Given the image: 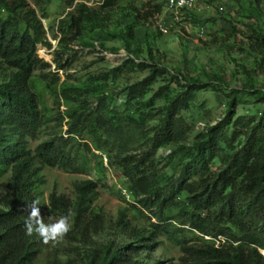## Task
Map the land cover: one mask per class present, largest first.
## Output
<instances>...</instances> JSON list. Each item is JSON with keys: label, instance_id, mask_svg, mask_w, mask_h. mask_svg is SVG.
<instances>
[{"label": "trees", "instance_id": "16d2710c", "mask_svg": "<svg viewBox=\"0 0 264 264\" xmlns=\"http://www.w3.org/2000/svg\"><path fill=\"white\" fill-rule=\"evenodd\" d=\"M55 0H0V62L15 70L9 81L0 84V173L11 168L12 193L6 197L8 211L0 210V264H34L38 250L36 234H25L26 205L36 199L42 180L35 160L43 166L80 174L84 152H90L88 139L97 150L107 147L115 151V161L128 179V190L140 208L157 210L156 222L151 223L150 236L135 233L138 244L119 247L108 244L93 250L86 264H142L136 260L142 247L158 236L180 248L181 264H264V92L251 85L249 93L256 104L263 106L258 117H237V99L233 98L227 117L209 130L189 160L182 167L179 178L158 174L154 155L160 147L184 140L190 128L179 117L195 94L207 87L201 82L187 85V89L169 101L164 117L153 129L149 150L140 157L129 154L132 145L145 135L150 114L123 116L111 110L104 97L95 108L88 99L94 92L83 85L67 80L59 84L57 73L42 74L48 81L50 74L58 87V98L65 104L62 118L68 120L65 135H57L36 147L34 154L26 148V139H36L43 119L29 80L36 70L51 66L37 56V48H51L47 40L44 5ZM64 3L66 15L59 20L54 40L56 70H64V56L72 57L73 44L88 28L101 23L106 14L125 3L136 19L149 21L160 16L162 3L106 0L101 6L89 7L79 0H58ZM260 5L264 0H254ZM254 52L264 53V37L250 29L247 37ZM145 68V65H141ZM121 69L117 68L115 72ZM161 72L154 69L143 81L128 89V98L135 101L156 82ZM165 88V93H168ZM229 127L233 130L226 135ZM223 142L225 146H221ZM220 164L213 170L215 160ZM96 184L86 181L77 185V200L71 203L52 193L49 202L57 217L70 213L72 222L68 238L87 241L91 233H98L102 217L89 220L86 216L98 196ZM185 194L180 204L179 195ZM47 223V222H45ZM118 225L130 222L122 215ZM189 234L192 236L190 237ZM216 241L225 238L224 243ZM142 243V245H140ZM144 243V244H143Z\"/></svg>", "mask_w": 264, "mask_h": 264}, {"label": "rangeland", "instance_id": "374dc122", "mask_svg": "<svg viewBox=\"0 0 264 264\" xmlns=\"http://www.w3.org/2000/svg\"><path fill=\"white\" fill-rule=\"evenodd\" d=\"M157 1L164 6L165 0ZM44 11L43 24L52 47L39 45L37 56L51 68L34 71L29 80L43 119L36 139H26L25 146L31 155L43 142L65 135L68 124V120L62 118L65 104L58 98L55 78L50 74L45 81L42 74L57 73L59 84L67 80L92 89L94 92L88 101L93 108L99 98L104 97L107 106L123 116L140 111L150 114L144 137L139 138L129 152L136 157L149 150V138L164 117L169 101L185 91L190 83L198 81L207 85L178 115L190 128L186 138L158 148L154 155L157 173L175 179L180 177L183 165L197 144L227 117L234 97L237 117H258L263 108L255 103L248 88L252 85L255 90L264 92V53L251 50L247 37L251 28L264 37V2L257 5L254 0H201L197 10L181 16L175 24L163 22L161 15L147 22L136 19L122 2L111 9L101 23L84 31L73 44L72 57L64 56L65 69L59 71L53 63L58 50V40L53 36L67 10L64 3L55 0L45 4ZM164 23L169 26L166 34L160 30ZM117 68L121 70L115 72ZM154 69L161 72V76L141 97L130 101L128 89L143 81ZM13 72L15 70L0 62V84L7 83ZM165 88L168 93L162 92ZM232 130L229 127L226 135L230 136ZM84 138L88 139L91 150L84 152L86 159L81 161L80 174L43 166L35 160L34 168L40 169L38 178L42 180L38 191L34 192L35 200L40 202L44 222L51 223L58 217L50 206V195L55 193L75 203L77 185L92 181L98 196L86 217L92 220L101 216L102 226L98 233H91L87 241L66 235L53 246L45 245L38 237L34 241L38 250L34 264H86L93 250L108 244L137 245L134 234L140 232L148 238L151 223L156 222L157 210L148 212L140 208L129 192L128 179L115 161V151L107 147L97 150L90 137ZM220 145L225 146L223 142ZM219 164L216 159L212 169L216 170ZM11 172L9 168L0 173V210L4 211H8L6 197L13 191ZM178 199L182 204L186 195L181 194ZM122 215L130 222L129 226L118 225ZM204 239L216 246L225 242V238ZM147 244L150 248L142 247L136 257L142 264H181L180 248L165 237L158 236ZM260 252L264 256V251Z\"/></svg>", "mask_w": 264, "mask_h": 264}, {"label": "clouds", "instance_id": "9594fccd", "mask_svg": "<svg viewBox=\"0 0 264 264\" xmlns=\"http://www.w3.org/2000/svg\"><path fill=\"white\" fill-rule=\"evenodd\" d=\"M39 204V200H33L31 204L26 205L28 216L25 219V234L28 236L36 234L45 245L55 246L71 231L70 213L54 222L45 223Z\"/></svg>", "mask_w": 264, "mask_h": 264}, {"label": "built area", "instance_id": "2783aa9c", "mask_svg": "<svg viewBox=\"0 0 264 264\" xmlns=\"http://www.w3.org/2000/svg\"><path fill=\"white\" fill-rule=\"evenodd\" d=\"M105 1L106 0H88V1H83V3L87 4L89 7H96L103 5ZM124 1L135 2V3H141V2L146 3L150 0H124ZM200 1L201 0H165V4L163 6V11L161 14V19L163 22L166 23H170V22L171 24L178 23L181 16L186 15L192 12L193 10H197ZM166 23L160 25V30L165 34L168 33L169 31V26Z\"/></svg>", "mask_w": 264, "mask_h": 264}]
</instances>
